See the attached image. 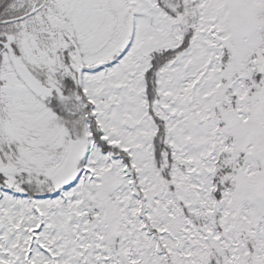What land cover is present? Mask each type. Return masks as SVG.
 <instances>
[{
	"label": "snow or ice",
	"instance_id": "1",
	"mask_svg": "<svg viewBox=\"0 0 264 264\" xmlns=\"http://www.w3.org/2000/svg\"><path fill=\"white\" fill-rule=\"evenodd\" d=\"M0 264H264V0H0Z\"/></svg>",
	"mask_w": 264,
	"mask_h": 264
}]
</instances>
